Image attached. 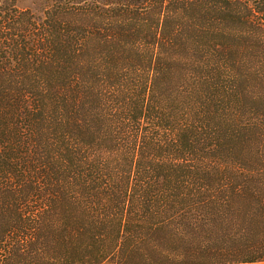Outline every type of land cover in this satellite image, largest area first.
Returning <instances> with one entry per match:
<instances>
[{
	"label": "trees",
	"instance_id": "1",
	"mask_svg": "<svg viewBox=\"0 0 264 264\" xmlns=\"http://www.w3.org/2000/svg\"><path fill=\"white\" fill-rule=\"evenodd\" d=\"M181 260H264V0H0V264Z\"/></svg>",
	"mask_w": 264,
	"mask_h": 264
},
{
	"label": "rangeland",
	"instance_id": "2",
	"mask_svg": "<svg viewBox=\"0 0 264 264\" xmlns=\"http://www.w3.org/2000/svg\"><path fill=\"white\" fill-rule=\"evenodd\" d=\"M21 7H30V8H33V5H31L30 3H28V2H22L21 3V5H20ZM201 259H203V258H201ZM204 261V260H203ZM188 261H185V260H181V264H189V263H187ZM176 263V262H175Z\"/></svg>",
	"mask_w": 264,
	"mask_h": 264
},
{
	"label": "crops",
	"instance_id": "3",
	"mask_svg": "<svg viewBox=\"0 0 264 264\" xmlns=\"http://www.w3.org/2000/svg\"><path fill=\"white\" fill-rule=\"evenodd\" d=\"M227 264H264V260L256 261V262H238V263H227Z\"/></svg>",
	"mask_w": 264,
	"mask_h": 264
}]
</instances>
